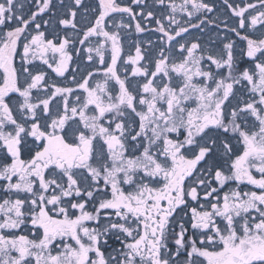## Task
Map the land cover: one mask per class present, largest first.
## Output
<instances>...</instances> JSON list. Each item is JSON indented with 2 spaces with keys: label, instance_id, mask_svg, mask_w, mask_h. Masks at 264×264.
Wrapping results in <instances>:
<instances>
[{
  "label": "snow or ice",
  "instance_id": "6c2138e0",
  "mask_svg": "<svg viewBox=\"0 0 264 264\" xmlns=\"http://www.w3.org/2000/svg\"><path fill=\"white\" fill-rule=\"evenodd\" d=\"M33 3L25 13L0 0V264H264V0H224L247 67L231 41L218 55L181 42L201 27L191 23L197 13L214 10L204 0H170L159 18L145 0H132L140 13L98 0L82 27L74 0L58 24L75 35L53 38L38 22L52 0ZM115 14L136 21L137 33L147 30L138 17L154 20L158 43L137 42L124 59L120 30L132 25L108 30ZM257 26L255 38L241 35ZM72 48L94 70L73 76L75 88L50 84L33 62L63 77ZM112 237L119 247L108 251Z\"/></svg>",
  "mask_w": 264,
  "mask_h": 264
},
{
  "label": "flooded vegetation",
  "instance_id": "af4514ba",
  "mask_svg": "<svg viewBox=\"0 0 264 264\" xmlns=\"http://www.w3.org/2000/svg\"><path fill=\"white\" fill-rule=\"evenodd\" d=\"M118 2L132 7L134 12H136V13H140L141 9L144 8L143 4H140V5L133 4L132 0H118ZM175 2L179 5V4L183 3V0H175ZM204 2L210 4L213 7V9H214L213 14L214 15L212 16L211 14H208V12L197 13L196 16L191 19V23L192 24H201V27L198 29L190 28L189 33L186 36H184V38H183V40H181V42H184V40H186L189 43H191V42H193V40H196L202 46V41L206 40V39H204L205 37H207V38H209V37L210 38L211 37L217 38L218 37V39L220 41H223V42L233 41L231 34H233L234 36H236V35L234 33L230 32L228 29H230L232 27H236L238 24V20H237V18H235L232 15L231 10L224 3V0H204ZM244 2L255 3L256 0H229V3L233 4L234 6L238 5V4L242 5ZM18 3H21L24 5V12L25 13H30V10H35L33 0H18ZM145 3L153 11L156 12V15L158 18L161 16L167 17L170 14V9L167 7L168 4L170 3V0H164L163 4H157L155 2V0H145ZM82 4H83V7H80L77 9V12H78L77 20L80 22L78 24V27H82V25L85 21L94 22L95 15L98 14V12L93 13V11H92L94 8L97 7L98 0H82ZM73 5H74V0H52V6H51L50 10L46 14L42 15V17L40 19H38V22H40L42 24L41 30L46 32L47 38H53V36L56 35L57 33H59L60 35H65V34L70 35V36L75 35L74 31L70 27L67 29H63L58 24V19L62 18L63 14L67 11V9ZM147 10L148 9H144L145 14H146ZM204 14L207 15L208 19L205 18ZM218 17H219V19H218ZM176 18H177V20L180 21L181 25H184V26H186L185 22L188 21V19H189L188 17L186 19H184L183 17H181V14L176 15ZM106 19H107V24H108V30H110V31H117V29L115 27H113V25L116 23H119L121 20H123V22L126 24L131 23V25H132L131 30H126V29L120 30L121 36H122V48H123L122 56L124 57V59H126L129 54H134L135 46H136L137 42L141 43L142 47H144L145 49H149L150 45L148 44V41H152L153 44H156L159 41V35L160 34L155 32L156 24H155L154 20L153 21H145V20H142L140 17H138V19H140V22L142 23V26H144L147 30L145 32H142V33H137L135 31L136 21H131L127 14H124L123 16H121L120 14H115L113 17L106 18ZM44 20L49 21L48 26L43 25ZM218 20L220 21V23L218 22ZM202 21H203V23H201ZM208 21H212V23H208ZM225 22L228 25L227 29L224 27ZM165 23H167V22L165 21ZM9 26H13V25H9ZM173 27H175V26H173ZM257 28H258V31L255 33L251 29H248L247 31H245V30H240V31L243 35L252 34L253 38H255L259 34V31H260L259 26H257ZM0 29H3V26H0ZM4 30H6V29H4ZM221 32H224L223 36H221ZM81 35H82V32H81ZM225 37L227 39L224 40L223 38H225ZM74 43H75V48L86 49L89 46L88 44L80 45L78 40H76ZM95 43H96V39L93 38L92 44L94 45ZM22 47H23V41H21V43L19 45V51L21 54H22ZM75 48L70 49L72 52L73 59L70 62L68 71L65 73V75L63 77L57 76V74L52 72L50 69H48L46 65H42L39 60L34 61L33 64L39 70L45 71L47 73L50 84L56 83L58 86H61V87L75 88V84L72 82L73 76H75L76 80L79 81L81 74H84V75L87 74L85 69H87V71H93L94 70L92 65H91V62H89L87 60V53L84 51H81V53L79 55H77ZM244 49H246V45L244 46V48L242 50H244ZM242 50L238 49L234 52V54L235 55L236 54L241 55ZM49 55L51 56V54H49ZM106 59L110 62V59H111L110 47L106 53ZM20 63H21L20 55H17L15 58V64L17 67H19ZM96 63L98 65V60ZM118 63L120 66V72H121V74H123V72L125 70L124 61L121 60ZM127 71L129 74L131 73V66L127 67ZM102 79H103L102 73L97 74L93 77L92 84L94 85L98 80H102ZM132 83L135 84L136 81H132ZM41 94L42 93H37L34 90V96L35 95H41ZM10 96H11L10 102H14L17 99L16 94H10ZM181 138H183V137H181ZM233 143H235L234 140H233ZM204 166L205 165L203 163L200 165V167H204ZM256 175L258 176L259 174L256 173ZM0 183H4V181H0ZM233 187H236V185L234 183H230L228 186V189L233 188ZM228 189H225V191H227ZM240 190L243 192V191H249V190H253V189L251 188V186H241ZM221 195H223V193H221ZM0 198H3L2 193H0ZM196 206L197 205H195L194 202H190V204H189V208L196 207ZM180 215H183V213L181 212ZM89 226H91V225H89ZM176 230L179 231L178 228ZM26 232H27V234L30 235V238H31L32 229L29 227L26 230ZM17 234H20V233L18 232ZM189 235H191V231L189 232ZM112 247H119V244L115 241V237H112L111 239H109L107 250L110 251ZM173 250H174V248H173ZM183 258L184 257H181V260H183Z\"/></svg>",
  "mask_w": 264,
  "mask_h": 264
},
{
  "label": "trees",
  "instance_id": "16d2710c",
  "mask_svg": "<svg viewBox=\"0 0 264 264\" xmlns=\"http://www.w3.org/2000/svg\"><path fill=\"white\" fill-rule=\"evenodd\" d=\"M217 35V34H216ZM224 35V32H221V36ZM232 35V39L234 43V52L238 49L242 50L244 48V46L246 45V42L242 41L239 37H236L234 36L233 34ZM241 35H243L241 33ZM204 39L206 40H203L202 41V48L205 50V52L207 53L208 51L212 52L213 54H216L217 55L220 53V50L223 48V44L226 43V42H223V41H220L218 39V37L214 38V37H205ZM225 40V38H223ZM235 55V54H234ZM238 59L239 62H241V67H244V62H243V57L240 55V54H236L235 55ZM205 64H208L207 61H205ZM245 65H248V63H245Z\"/></svg>",
  "mask_w": 264,
  "mask_h": 264
},
{
  "label": "rangeland",
  "instance_id": "374dc122",
  "mask_svg": "<svg viewBox=\"0 0 264 264\" xmlns=\"http://www.w3.org/2000/svg\"><path fill=\"white\" fill-rule=\"evenodd\" d=\"M180 14H181V17H183L184 19L187 18L186 13H183V12H180V11H177V13H176L175 15H180ZM208 14H211L212 16L214 15V14H213V11L210 12V13L208 12ZM204 16H205L206 19H208L207 15L204 14ZM218 19H219V17H218ZM114 20H115V19H114ZM220 20H221V19H220ZM218 22L220 23L219 20H218ZM205 23H206V22H205ZM243 59H244V60H243V62H244V67H247L248 65H245V63H248V62H247V58L244 57ZM205 66L207 67V64H205ZM212 68H213V70H215L214 66H212Z\"/></svg>",
  "mask_w": 264,
  "mask_h": 264
}]
</instances>
